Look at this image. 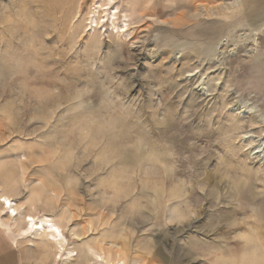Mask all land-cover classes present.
Masks as SVG:
<instances>
[{
	"label": "rangeland",
	"instance_id": "1",
	"mask_svg": "<svg viewBox=\"0 0 264 264\" xmlns=\"http://www.w3.org/2000/svg\"><path fill=\"white\" fill-rule=\"evenodd\" d=\"M92 1L0 0V191L76 253L0 264H264V0Z\"/></svg>",
	"mask_w": 264,
	"mask_h": 264
},
{
	"label": "bare ground",
	"instance_id": "2",
	"mask_svg": "<svg viewBox=\"0 0 264 264\" xmlns=\"http://www.w3.org/2000/svg\"><path fill=\"white\" fill-rule=\"evenodd\" d=\"M109 2H110V0H93L92 3L89 4L90 6H92V10H91L92 13L90 14V22L92 21L94 23H97V20H98L96 18L97 15H98V18L103 17L102 15H100V13L101 12L106 13L107 10H108V12L106 14H108L107 16H109V19L111 18L112 21H114L116 18H118L117 17L118 11H115V9H116L115 7H113V6L110 7ZM121 15H123V14H121ZM119 17H120V15H119ZM102 20H103V18H102ZM119 21H121V20H119ZM125 25L126 24L122 23L121 27H124ZM160 174L161 173H159V176H160ZM172 177H170V178H172ZM166 182H168V181H166ZM166 187H167V185H166ZM168 190L170 192V189H168ZM238 190H239V188H238ZM169 192H168V194L172 193V192H170V193ZM255 193L259 194V192H255ZM173 196H174V194H173ZM173 196L171 198H173ZM166 200L168 201L169 199H166ZM16 202H14L12 198H10V196L8 195L7 192L0 191V230H2L10 238L11 242L13 244H16L15 242L18 241V243H19V240L26 239L29 241L30 240L29 238H31L30 244L32 245L33 241H34L33 239H36L39 237H44L45 241H49L55 245V248L57 249L56 253L59 252L58 258L62 257L63 259H71V258L73 259V257L76 255V253L73 252V250L65 248V244H66L65 238L66 237L64 236V234L62 232V225L60 224V222L54 221L53 217H50V216L39 215L41 217H35L32 213H25L24 216L22 217L23 218L22 219V225L19 226L18 224L15 223V221H13L14 220L13 218L15 216L21 214L19 212V209L21 206H19V204L17 205ZM260 208L261 209H260V212L258 214L255 213L253 215L252 219L246 221L247 225L249 226L248 230L251 232V235L253 238L252 243L245 241L242 244V242H240L238 239H235L234 237H232V240H229L230 238H228V237H223V239H222V241H223L222 243L224 245L223 250H222L223 254L224 253L229 254L231 251H232V253L235 254L236 252L238 253L242 250H245L246 248L247 249L249 248L253 252V251H256V249H258L256 247L259 245V243L254 244L253 241L261 242V244H262V242H264V203H262ZM22 209H23V207H22ZM233 226H235V225L227 224L223 227V231H227V230L231 229ZM229 244L233 245L234 250H233V248L231 250L232 245L229 246ZM260 246L261 245H259L258 247H260ZM259 249L264 254V246L262 248H259ZM88 251L92 253L91 247L88 248ZM93 255L95 257L94 262H92L93 264H95V263L102 264L104 262V261L102 262L100 255H97V254H93ZM105 264H122V263H120L119 261L114 262V263H112L110 261L109 262L106 261Z\"/></svg>",
	"mask_w": 264,
	"mask_h": 264
}]
</instances>
